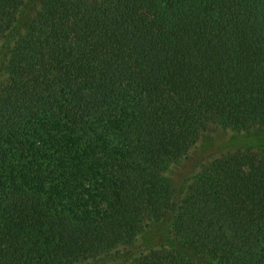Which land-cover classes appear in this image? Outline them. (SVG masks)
<instances>
[{"label": "trees", "instance_id": "trees-1", "mask_svg": "<svg viewBox=\"0 0 264 264\" xmlns=\"http://www.w3.org/2000/svg\"><path fill=\"white\" fill-rule=\"evenodd\" d=\"M0 264H264V0H0Z\"/></svg>", "mask_w": 264, "mask_h": 264}, {"label": "rangeland", "instance_id": "rangeland-1", "mask_svg": "<svg viewBox=\"0 0 264 264\" xmlns=\"http://www.w3.org/2000/svg\"><path fill=\"white\" fill-rule=\"evenodd\" d=\"M214 138H215L214 140H218V139L222 138V136L219 135V136H216V137H214Z\"/></svg>", "mask_w": 264, "mask_h": 264}]
</instances>
